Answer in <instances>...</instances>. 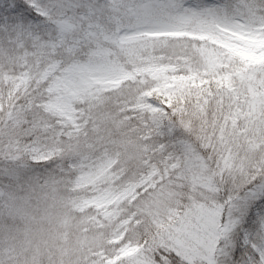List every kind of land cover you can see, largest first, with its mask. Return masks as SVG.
<instances>
[{
  "label": "snow or ice",
  "instance_id": "obj_1",
  "mask_svg": "<svg viewBox=\"0 0 264 264\" xmlns=\"http://www.w3.org/2000/svg\"><path fill=\"white\" fill-rule=\"evenodd\" d=\"M0 264H264V0H0Z\"/></svg>",
  "mask_w": 264,
  "mask_h": 264
}]
</instances>
